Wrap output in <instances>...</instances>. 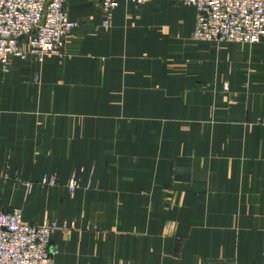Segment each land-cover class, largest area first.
Returning <instances> with one entry per match:
<instances>
[{
    "label": "crops",
    "instance_id": "obj_1",
    "mask_svg": "<svg viewBox=\"0 0 264 264\" xmlns=\"http://www.w3.org/2000/svg\"><path fill=\"white\" fill-rule=\"evenodd\" d=\"M118 4L69 0L65 55L0 69V212L68 224L52 264H264V44Z\"/></svg>",
    "mask_w": 264,
    "mask_h": 264
},
{
    "label": "built area",
    "instance_id": "obj_2",
    "mask_svg": "<svg viewBox=\"0 0 264 264\" xmlns=\"http://www.w3.org/2000/svg\"><path fill=\"white\" fill-rule=\"evenodd\" d=\"M69 0H0V69L8 70L13 60L43 63L46 57L65 55L66 45L78 23L67 12ZM109 28L118 0H95ZM138 6L157 0H131ZM196 10L195 42L264 44V0H172ZM37 80L39 78L37 77ZM58 186L56 175L48 180ZM68 190L82 188L72 176ZM57 221L29 224L21 209L0 212V264H52L58 253L54 234L68 231Z\"/></svg>",
    "mask_w": 264,
    "mask_h": 264
},
{
    "label": "rangeland",
    "instance_id": "obj_3",
    "mask_svg": "<svg viewBox=\"0 0 264 264\" xmlns=\"http://www.w3.org/2000/svg\"><path fill=\"white\" fill-rule=\"evenodd\" d=\"M131 1V0H130ZM134 3V2H133ZM148 4V3H147ZM176 4V3H175ZM137 5V4H136ZM144 5H146V4H144ZM144 5H140V6H144ZM138 6V5H137ZM111 27V26H110ZM109 27V28H110ZM106 29H108V28H106ZM193 36H194V34H193ZM259 44H262V43H259Z\"/></svg>",
    "mask_w": 264,
    "mask_h": 264
}]
</instances>
